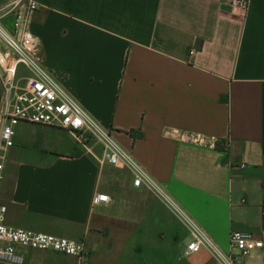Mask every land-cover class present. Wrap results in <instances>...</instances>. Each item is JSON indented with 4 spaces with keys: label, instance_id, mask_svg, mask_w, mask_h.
Wrapping results in <instances>:
<instances>
[{
    "label": "crops",
    "instance_id": "0c3cea01",
    "mask_svg": "<svg viewBox=\"0 0 264 264\" xmlns=\"http://www.w3.org/2000/svg\"><path fill=\"white\" fill-rule=\"evenodd\" d=\"M37 1L31 29L59 85L222 253L233 231L261 238L264 0H248L245 13L228 0ZM177 130L219 147L182 143ZM89 146L93 154L66 130L20 123L0 183L6 225L85 239L82 264H218L206 249L186 256L182 222ZM97 194L111 202L94 205ZM28 264L80 263L30 250ZM244 264H264V251Z\"/></svg>",
    "mask_w": 264,
    "mask_h": 264
},
{
    "label": "built area",
    "instance_id": "2783aa9c",
    "mask_svg": "<svg viewBox=\"0 0 264 264\" xmlns=\"http://www.w3.org/2000/svg\"><path fill=\"white\" fill-rule=\"evenodd\" d=\"M233 9L245 13L248 0H228ZM39 9L37 0H12L0 8V183L3 180L6 153L15 146L16 127L20 123L54 127L66 130L75 141L91 154L90 141L102 147L98 159L102 165L127 171L134 178L135 187H144L162 200L191 234L184 254L190 256L208 250L218 264H244L256 251H264V226L261 238L244 231L230 235L231 252L222 253L206 233L171 199L146 173L136 159L121 147L113 135L104 130L59 85L43 63L41 42L31 29ZM11 17V29L6 20ZM194 51L190 52L193 55ZM20 67L27 70L19 75ZM177 139L185 144L218 148L219 142L201 133L174 131ZM226 147V143H220ZM93 204H108L107 194H97ZM7 206L0 203V264H28V251L50 250L76 257L82 264L88 257L85 239H67L39 233L25 228L6 225Z\"/></svg>",
    "mask_w": 264,
    "mask_h": 264
},
{
    "label": "rangeland",
    "instance_id": "374dc122",
    "mask_svg": "<svg viewBox=\"0 0 264 264\" xmlns=\"http://www.w3.org/2000/svg\"><path fill=\"white\" fill-rule=\"evenodd\" d=\"M19 75L26 76L27 75V70L24 67H20Z\"/></svg>",
    "mask_w": 264,
    "mask_h": 264
}]
</instances>
